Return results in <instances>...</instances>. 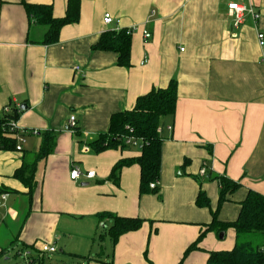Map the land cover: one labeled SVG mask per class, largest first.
Returning a JSON list of instances; mask_svg holds the SVG:
<instances>
[{"label":"crops","instance_id":"1","mask_svg":"<svg viewBox=\"0 0 264 264\" xmlns=\"http://www.w3.org/2000/svg\"><path fill=\"white\" fill-rule=\"evenodd\" d=\"M23 1L50 4L55 17L67 10V0H0V115L8 104H26L17 123L34 131L22 151L0 147V194H9L0 206V255L14 243L37 253L50 243L82 264H207L210 252L231 250L232 227L221 238L207 230L185 256L218 208L214 176L240 184L221 221L238 217L249 190L264 195V0H81L80 20L53 44L44 43L47 27L29 17ZM230 1L253 5L259 18L246 14L234 27ZM106 13L113 22L105 23ZM134 27L129 67L118 64L117 52L94 48L103 33ZM172 79L178 100L163 124L160 179L141 194L138 164L111 178L114 165L141 148L97 151L93 142L114 114ZM47 133L56 136L54 150L37 159ZM25 163L35 168L21 179L16 172ZM74 167L95 176L74 180ZM201 190L211 208L197 205ZM105 212L145 222L114 242L113 218H100Z\"/></svg>","mask_w":264,"mask_h":264},{"label":"trees","instance_id":"2","mask_svg":"<svg viewBox=\"0 0 264 264\" xmlns=\"http://www.w3.org/2000/svg\"><path fill=\"white\" fill-rule=\"evenodd\" d=\"M26 12L35 22L47 27L44 43L53 44L59 41L61 29L68 24L80 20L81 0H67V10L64 17H55L50 4H32L23 1ZM95 49L115 51L119 54L118 64L129 67L131 65L132 33L127 29L108 31L102 34ZM178 100V82L172 79L166 88H153L137 98L136 105L131 110L114 114L111 118L109 131L99 137L93 144L97 151L122 146L127 147L126 137L141 138L143 146L141 154L134 158H124L118 161L111 173V178L118 180L125 166L138 164L141 168V194L155 191L150 184L159 181L162 168V148L164 137L162 129L167 117H173ZM22 109L12 106L11 112L0 115V124L9 119H19ZM78 129V128H77ZM76 129V130H77ZM56 136L47 133L42 143L37 159L47 156L55 147ZM16 146V138L7 128L0 133V147L12 148ZM35 163H25L16 172V176L24 179V172L33 170ZM212 178V176H210ZM220 184V198L218 208L212 210L213 220L206 225L197 238L186 250L185 256L199 248V243L207 230H216L218 233L232 227L236 231V243L231 250L212 251L207 264H264V195L249 190L246 198L241 202V209L234 221H221L219 213L223 204L228 201L229 195L234 193L239 185L237 182L223 176H214ZM196 203L201 207L211 208V202L206 192L201 190ZM101 219L113 218L114 223L109 232L114 242L127 232L138 230L145 220L140 217H122L114 213L100 214ZM178 264H183L180 261Z\"/></svg>","mask_w":264,"mask_h":264},{"label":"built area","instance_id":"3","mask_svg":"<svg viewBox=\"0 0 264 264\" xmlns=\"http://www.w3.org/2000/svg\"><path fill=\"white\" fill-rule=\"evenodd\" d=\"M228 9L229 11L234 14L235 19L233 22L234 27L239 28L241 24L245 21V16L246 14H250L253 18L258 19L259 18V13L255 10L253 5H245L243 3H239L237 1H230L228 3ZM114 18L110 13H106L104 17L105 23L109 24L113 22ZM136 27L134 28H129L128 33H133L135 31ZM144 37L145 38H150L151 33L148 30L143 31ZM259 42L261 46H264V34L260 32L258 34ZM79 69V68H77ZM4 112L8 113L12 111V105H7L4 107ZM18 120L11 118L9 119L8 122L0 124V133L1 131L5 130L7 128L9 132H12L16 138V150L17 151H22L24 148V145L27 141V135L29 133H33L34 131H28L26 129L20 128L17 123ZM68 127L70 130L73 132L76 131L78 127V122H77V117L75 114H72L69 118L68 121ZM168 129L171 130L172 126H168ZM125 141L128 145L136 146L139 148H142L143 146V140L141 138H137L135 136H129L125 138ZM201 173L205 174L206 173V167H202ZM82 175L87 176L88 178L94 177L95 176V171L94 170H88L86 173H83L78 167H74L71 170V178L74 180L79 179ZM158 185V180L152 182L150 184L151 188H156ZM9 194L8 193H1L0 194V206L4 205L6 200L8 199ZM57 247L54 244L50 243H44L42 244L41 249L39 250L38 253L32 254L31 250L26 248L25 250L19 252L20 254H24V256L27 259L28 264H39L45 257L46 254H52L57 252Z\"/></svg>","mask_w":264,"mask_h":264},{"label":"rangeland","instance_id":"4","mask_svg":"<svg viewBox=\"0 0 264 264\" xmlns=\"http://www.w3.org/2000/svg\"><path fill=\"white\" fill-rule=\"evenodd\" d=\"M221 238V233H219ZM98 244L101 242L98 241ZM96 244V246H98ZM23 244L14 243L9 246L5 254L0 255V264H28L24 254L19 252L25 250ZM61 248L58 247V251L52 254H46L44 259L39 264H82V260L73 258L69 253H62ZM31 253L34 255L37 252L32 250Z\"/></svg>","mask_w":264,"mask_h":264},{"label":"water","instance_id":"5","mask_svg":"<svg viewBox=\"0 0 264 264\" xmlns=\"http://www.w3.org/2000/svg\"><path fill=\"white\" fill-rule=\"evenodd\" d=\"M21 108H22V109H26V108H27V105H26V104H23V105L21 106ZM223 235H224V232H221V237H223Z\"/></svg>","mask_w":264,"mask_h":264}]
</instances>
